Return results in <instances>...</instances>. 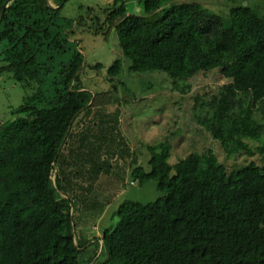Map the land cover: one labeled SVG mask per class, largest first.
<instances>
[{
	"label": "trees",
	"instance_id": "1",
	"mask_svg": "<svg viewBox=\"0 0 264 264\" xmlns=\"http://www.w3.org/2000/svg\"><path fill=\"white\" fill-rule=\"evenodd\" d=\"M62 1L11 0L0 22V76L11 73L29 90L15 117L0 121V264H264V5L233 6L227 24L199 2L138 0L130 13V0H113L71 18ZM82 29L114 30L130 71L165 72L175 90L210 73L228 80L195 98L194 118L229 158L261 162L229 168L213 149L171 162V144L158 142L147 144L142 164L121 134L125 106L135 100L117 79L123 62L107 75L121 93L88 89L76 39ZM73 143L81 151L74 162L92 165L88 181L107 179L119 156L117 180L129 172L132 183L154 181L161 195L125 201L115 229L79 237L72 209L79 195L73 179L71 195L62 183L70 161L61 156ZM83 149L90 156L82 158ZM75 169L70 177H81ZM92 242L96 257L82 258Z\"/></svg>",
	"mask_w": 264,
	"mask_h": 264
},
{
	"label": "rangeland",
	"instance_id": "2",
	"mask_svg": "<svg viewBox=\"0 0 264 264\" xmlns=\"http://www.w3.org/2000/svg\"><path fill=\"white\" fill-rule=\"evenodd\" d=\"M112 1L67 0L62 12L64 15L74 18L86 15L88 7L103 8ZM182 2H199L210 12L221 15L227 24L231 21L230 9L233 6L241 4L264 5V0H171L164 7ZM50 3L56 6L54 0H50ZM138 5V0H130L127 3L129 12H138L140 10ZM76 39L78 40V46L83 50L86 62L82 71V79L85 86L93 92L114 90L113 93H121L122 86L118 84L119 89L118 87L114 88L107 80V75L108 68L117 59L122 60L123 70L117 79L127 83V87L133 92L132 98H135V100L125 106L121 134L134 150H139V159L142 164L146 165V160L150 156L147 144L158 142L171 144V162H176L190 152L203 153L208 149H213L219 159L226 163L229 168H233L235 164L242 165L246 163V160L251 159L261 162V158L258 156H244L238 160L229 158L219 142L194 118L195 98L198 95L208 97L213 93H218L221 85L228 80L218 79L215 73H210L204 78L192 81L191 88H188L186 92H182L173 89L172 81L165 72L151 71L136 74L130 71V61L124 56L114 30L106 35L104 32L95 33L88 29H82L78 32ZM97 63L103 65L100 70L93 67ZM135 74L136 76H134ZM28 91L27 88L15 81L11 73H4L0 76V121H7L15 117L13 111L23 103L24 96ZM250 143L252 146L258 144ZM71 145H67L61 156L63 162L64 160L70 161L63 164L62 168L65 171L63 172L62 183H64L63 186L66 185L63 192L71 195L72 190L67 189V186L71 184L70 181L73 179V189L77 196L79 195L74 198V206L72 207L79 237L87 236L93 241L96 237L101 238L105 230L115 229L119 222V208L125 201L148 203L156 200L161 195L154 181L132 183L134 177L129 172L122 174L120 180H117V173L125 164L124 158H119V156H116L115 159L112 158L113 160L111 159L112 173L107 175V179H102L101 176L100 180L96 182L88 181L92 175L87 172L90 171L92 166L89 163L90 160L79 158L75 163L74 161L77 159L74 155L76 156L77 152L81 153V151L76 148L78 143ZM71 150L72 152H69ZM84 154L86 152L83 149L82 158ZM86 155L88 156L89 153ZM102 160H105V158ZM111 160L106 159L105 162ZM113 162L120 163L119 170ZM76 166H80L82 176L71 178L70 175L75 172L71 170H76ZM96 250L97 244L92 242L81 257L87 260L92 259L97 255Z\"/></svg>",
	"mask_w": 264,
	"mask_h": 264
},
{
	"label": "water",
	"instance_id": "3",
	"mask_svg": "<svg viewBox=\"0 0 264 264\" xmlns=\"http://www.w3.org/2000/svg\"><path fill=\"white\" fill-rule=\"evenodd\" d=\"M65 1H66V0H63L60 6H62V5L64 4ZM10 2H11V0H8V1L5 3V5L3 6V10H2V12H1V16H0V22L2 21L3 16H4V14H5V11H6L7 7L9 6V3H10Z\"/></svg>",
	"mask_w": 264,
	"mask_h": 264
},
{
	"label": "crops",
	"instance_id": "4",
	"mask_svg": "<svg viewBox=\"0 0 264 264\" xmlns=\"http://www.w3.org/2000/svg\"><path fill=\"white\" fill-rule=\"evenodd\" d=\"M138 9H139V7H138Z\"/></svg>",
	"mask_w": 264,
	"mask_h": 264
}]
</instances>
